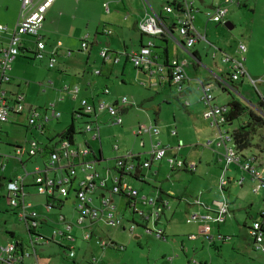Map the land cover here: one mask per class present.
Here are the masks:
<instances>
[{"label":"rangeland","instance_id":"1","mask_svg":"<svg viewBox=\"0 0 264 264\" xmlns=\"http://www.w3.org/2000/svg\"><path fill=\"white\" fill-rule=\"evenodd\" d=\"M150 1L161 10L168 3L173 2V0ZM188 1L196 3L204 14L214 12V9L205 7L206 4L212 3L214 0H203L205 4L201 0ZM217 2L219 3V0H216L214 5ZM143 4L144 0H59L46 16L45 30L50 27L52 29L48 37L51 40L50 44H56L61 41L66 48L72 50L75 54L70 60V62H73L72 65L66 64L67 78L72 80L71 77L80 69L79 66L82 64L85 65L87 62V55L83 52L80 53V51L82 49V41L86 40L88 34L90 42L92 43L97 31L101 32L106 27L109 29L108 31H113L110 46L120 48L125 43L129 51L135 50L139 44L140 33L134 29V25L136 20L140 18L139 14L144 10ZM21 5L20 0H0V20H3L4 15L19 14ZM230 9L231 13L228 14L229 17L227 20H232L231 23L235 26L234 29L228 30L225 23L219 25L210 22L207 29L210 41H207L209 43L201 42V46L205 47L206 50L202 54L203 60L206 63L214 61L213 50L210 46L212 42L218 41V45L220 46L231 47L230 50L232 52L236 50L239 43L244 42L248 48L245 66L253 78H262L263 83L257 89L248 81L244 80L241 91L244 95L243 103L245 106L257 110L258 103L264 101V0H249L248 7H230ZM60 12L64 15L63 17L59 16ZM164 14L166 15L165 12ZM50 15H53V18H50ZM0 22L6 23L7 21ZM155 42L160 45L156 49V52L163 55L165 46L159 40H155ZM170 45L174 46L176 43L171 40ZM201 46L199 47L201 48ZM93 49L94 53L91 60H98V66L100 67L102 65L103 67V60L100 59V61L98 59V53L101 50L100 47L96 45ZM28 58L19 56L13 65L15 78L19 83L24 85L23 93L27 96L25 101L26 108L28 110L31 107L36 108L39 109L40 113L44 114L47 108L56 104V109L62 114V118L60 120H51L47 124L45 135H42L35 128L29 127L27 116L19 118L15 124L13 122L12 124H6L0 142V154L2 156L13 157L18 145L26 146L27 142L32 139H37L42 144H46L58 132H65L73 124L72 118L74 111L72 106L70 107L69 102H60L58 104L54 100V94H56L57 89L61 90L68 84L64 83L57 85V87L51 85L55 81L59 84L58 78H64V76H61L63 74L60 75L57 72L63 65L61 64L60 66L58 63L56 70H50L47 60L35 61L33 58ZM125 61L126 57L123 56L122 64L120 65L121 68L113 73L110 86L115 94L124 95L133 101L136 98L140 107L130 109V112L123 117L124 124L122 127L114 126L110 117L106 121H100L102 123L100 125L101 140L104 144L107 157L113 155L110 147L118 145L121 149L133 150L136 154H143L142 161L150 159L151 155L148 152L151 151L152 142L157 143V141H151L149 133L141 137H136V129L142 126L149 127L151 124L155 125L156 121L160 125H163L165 129L168 127L172 128L175 124V118L179 140H182L186 147L183 154H190L193 160L199 162L203 158V152L206 153V160L203 159L202 163L211 161L209 165L213 169V175L211 177L204 176L201 171L196 173L183 172L185 175L174 176L171 178L173 180L169 181H173L177 185L182 183L189 186V190L193 194L191 198L198 197L202 192L203 194L206 193L208 196H211L212 200H220L221 195L219 181L217 179L219 177L217 171L218 159H215L211 152H205L206 150L203 148L208 142L216 140L217 134L211 127V123L204 119V112L203 115L199 114L193 117L188 111L189 109L184 106L187 97H181L176 90L170 93L159 94L155 90L141 88L139 86L140 84L134 79L135 69L132 65H130V68L126 71V75L124 74L125 77H123L122 68ZM61 63H64V61H61ZM110 69L111 67H108L104 71L107 76ZM123 78L126 80V84L124 85L122 84ZM26 83L30 85L27 90ZM52 89H55V91ZM214 95L220 105L233 98H239L238 95L222 91H215ZM168 96L171 97H169L170 100ZM159 116L160 119L158 118ZM86 120L88 119L78 120L76 122L77 129L83 128ZM243 121H245V117L235 121L233 125L228 126L225 130L232 133L238 129ZM104 123L109 124L104 125ZM93 136V133H87L86 135L78 134L76 144L78 147H83L87 142L98 145L99 141H94L92 139ZM263 137L264 128L259 130L258 135L254 139V145L257 146L260 144L264 147ZM168 140L174 143L173 139L170 138ZM161 141H166L164 135H162ZM143 142L145 147L142 146ZM251 151H256V148L251 149ZM43 158V156H39L31 161L25 156L24 163L26 164V169L19 164L16 168L17 173L33 174L36 172L37 167H40L41 171H44ZM112 158L110 157V159ZM15 163L14 159H11L7 163L8 169L4 173L7 178L10 177L11 172L14 170ZM159 165L167 167L169 174L173 172L166 162H160L155 163L152 171L147 170L148 173L152 172L150 174L152 183H144L137 179L129 180V184L137 189L142 197L148 196L149 199L155 197L157 193L156 185L163 184V174L159 181H156L153 177ZM99 171H102V168H99ZM175 171L182 172L179 170ZM84 176L85 174L82 169H79L77 177L80 179ZM228 176L233 180L240 179L242 178V173L237 172L235 168H231ZM166 177L168 176L166 175ZM7 183V180H5L0 190V244L22 240L28 245L30 243V237L25 226L20 222L18 214L9 211V207L6 204L5 196L7 190L5 185ZM29 192L30 196L28 201L35 206V209L39 213L47 218V223L40 229V232L44 235L52 237L54 230L64 228L58 223L61 215L65 216L69 222L76 223L78 221V214L75 209L77 198L74 192L71 194V198L65 201L61 209L54 210L46 207L47 198L38 195L36 188H29ZM226 196L231 203L232 217L224 225H211L209 228L213 232V235H217L215 232L220 227L223 236L227 239L230 238L227 243L219 240H217L216 244L205 243V245H203L202 241L190 242L188 240L189 235L197 233L199 226L189 225L187 223L193 212L184 202L179 203L175 200L172 201L173 209L168 210L166 218L162 217L161 225L159 226L155 225L153 219L146 221L141 218L131 208H126L125 211L123 209L121 213L124 214L122 216H124L126 221L130 220L132 222L133 219L135 220L133 222H135L137 228L133 234L129 229L123 231L122 229L101 224V230L103 231V233H100L101 236L107 240H113L121 249L115 246L104 250L97 246L95 242H83L81 240L82 232L76 227L74 233L79 238L76 244L77 261L70 259L65 249L61 248L55 242H52L44 250L40 249V262L42 264H93V260H97V264H195L196 262H202L203 264L205 262L206 264H264V254L255 251L248 232L251 224L255 220L260 219V211L264 209V191L257 195L253 192V185L248 181H246L242 189L240 186L231 182ZM118 200L120 201V199ZM188 211L191 213L189 214ZM126 225L127 227L129 226L127 223ZM164 225L167 228V241H160L156 239V236L146 233V228L151 232H157ZM200 231H203V229ZM11 232L15 233L16 237H12ZM215 245L218 249H216ZM171 258H174L173 262L170 261ZM0 264L3 263L0 262ZM26 264H31V260L27 261Z\"/></svg>","mask_w":264,"mask_h":264},{"label":"built area","instance_id":"2","mask_svg":"<svg viewBox=\"0 0 264 264\" xmlns=\"http://www.w3.org/2000/svg\"><path fill=\"white\" fill-rule=\"evenodd\" d=\"M20 1L22 6L15 27L10 28L7 25H0V142L6 124H12V122L15 124L23 116H27L29 127L40 131L42 135L45 134L47 124L51 120H60L62 116L57 111L55 104L47 108L44 114L40 113L39 109L32 107L28 110L25 105V95L8 90V87L12 83L10 75L12 64L17 57L30 54L29 57L35 61L47 60L50 70H56L59 63L58 56L61 45L53 51H48L46 42L41 35L46 14L56 0H42L41 2H38V0ZM239 4L240 0H223L221 5L217 2L214 12L207 15L209 22L219 25L224 24L229 14L230 6ZM196 12L197 9L194 3L188 0L174 1L168 3L161 14H148L139 22V31L149 37V41L139 51L123 54L127 56L135 69L151 76V78L158 79L154 86H161V81H165V84H169V86L175 88L178 94H184L185 86L191 81L186 70L188 62L172 59L164 64L160 63L159 56L156 53L157 43L155 40L157 38L167 41L173 40L177 46L186 51H191L197 43L206 40V37L199 34L195 28ZM167 15L175 19L171 27H168L166 23L167 18H164ZM111 34L110 31H106V35L110 36ZM31 45H33V48ZM88 49V42L84 40L82 50L88 51ZM238 50L244 56L248 52L244 44H240ZM217 54L218 49H215L213 53L214 60L217 58ZM100 56L105 62L118 63L120 55L113 56L108 49H103ZM245 61V57L242 60H236L227 55L223 57V63L230 65L229 80L227 82L222 80L225 88H231L235 84L243 83L244 80L257 89L263 83L262 78L256 79L249 74L244 64ZM95 74L100 75L101 71L97 70ZM68 89L66 87L62 92ZM198 90L201 92V102L205 108L204 117L212 121V126L219 130L217 146L224 149L222 155L224 164L222 175L219 179V191L222 198L221 200L214 201L211 205L203 204L198 198L195 201L196 205L205 207L209 211V215L201 217L194 215L189 219L188 223L204 220L205 222L220 225L224 224L231 217V208L226 196L230 183L233 182L235 185L243 188L246 183L245 173L250 177L253 192L259 195L264 191V166L259 160L254 158L249 159L247 162L241 159L234 145L233 134L223 129L226 123L225 113L227 106H220L216 103V98L210 85H206L201 81L198 83ZM79 91L78 88L72 91L75 98H77ZM109 93L110 90L107 88L100 92L102 96ZM97 99H82L78 110L73 114L76 122L88 119L83 128L77 129L76 126V130L85 135L93 133L94 141L101 139L100 118L105 114L109 115L114 126H122V110L128 106L127 98H123L122 105L119 106ZM186 106H189L188 102ZM143 133L151 134L152 129H140L138 132L139 135ZM173 135H176V133L174 132ZM74 145L72 146L67 140H63L46 149L45 144H42L37 139H32L27 142L26 146L18 145L13 157L2 156L0 154V176H4V173L7 172V163L11 159H14L16 162L15 169L11 172L10 177L6 179L8 182L5 185L7 190L5 196L6 204L9 207V211L18 214L20 222L25 226L30 237L28 245L22 240L0 244L1 263L26 264L27 261L31 260V264H42L39 258L40 249L44 250L52 242H55L60 247L64 245L67 256L75 260L77 253L74 245L78 242V238L74 233L76 227L82 232L81 240L83 242H95L97 246L104 250L116 246L113 240H107L99 236L98 233L101 230V224L113 228H122L124 220L115 216L116 207L109 199L101 200L99 207L92 206L93 196L109 187V178L108 176L105 178L101 177L96 169V162L94 160L86 161L92 154L86 144L83 147H78L77 144ZM116 150H118L117 147ZM150 155L151 158L142 165L144 169H150L153 163L160 162H166L173 171L179 170L195 173L198 168L196 162L170 155L168 149L162 148L159 145L152 147ZM25 156L31 161L39 156H43L44 171H41V168L37 167L36 172L33 174H18L16 168L19 164L24 168L26 167L24 163ZM138 161L139 157L133 151L126 152L116 160L115 169L123 175H137L140 169ZM63 167H68L66 172L70 175L61 174L62 172L64 173ZM231 168H235L237 172H241L242 178L235 180L230 178L228 175ZM79 169H82L85 174L84 178L80 181L76 178ZM32 187L36 188L38 195L47 198L46 207L50 210L58 209L61 202L65 204V201L74 192L77 198L75 208L78 214V221L76 223L69 222L65 216L61 215L58 223L64 227L63 229L54 230L52 237L41 233L40 229L47 223V218L39 213L35 209V206L28 201L30 196L29 188ZM109 191L112 195H121L130 199L128 202L129 208L133 209L134 213H138L144 219H148L149 215H146L137 207L138 190L128 184L122 183L118 178L113 182ZM62 198L64 199L62 200ZM143 200L147 204L145 199ZM158 201L159 198L153 199L150 203L155 206ZM163 212L162 206H155L154 216L157 220ZM135 229L136 226H132L130 232L133 234ZM248 230L253 242V248L255 251L264 254V209L260 211V219L255 220ZM146 233L158 238L162 236V231L160 230L151 232L146 229ZM202 235L208 241H211V237L205 231H202ZM199 237V235H192L189 237V240L197 241ZM97 263V260H93V264ZM195 264L201 263L196 262Z\"/></svg>","mask_w":264,"mask_h":264},{"label":"crops","instance_id":"3","mask_svg":"<svg viewBox=\"0 0 264 264\" xmlns=\"http://www.w3.org/2000/svg\"><path fill=\"white\" fill-rule=\"evenodd\" d=\"M41 1L42 0H38V2H41ZM58 1L59 0L55 1V3L52 5V7L48 10L47 14L50 12V10L53 7H55V5ZM174 1H181V0H173V2ZM201 2H203V4H205V2L203 0H201ZM214 2L206 4L205 7L210 8V9H214V7L216 5V4L214 5ZM222 3H223V0H219V5H221ZM248 3H249V0H240L239 5H232L230 7L231 8L232 7L245 8V7H248ZM143 5H144V10L142 13L139 14L140 18H138L136 20L135 25H134V29L140 33L138 47L135 48V50H133V51H129L128 46L125 43H123L120 48H115V47L110 46L113 31L110 30V32L112 33L110 36L106 35V31L109 30L106 27L101 32L97 31V33L95 34V36L93 38L92 43L90 42L89 34H88L86 41L88 42L89 49H88V51H83L82 49L80 51V53L83 52V53H85V55H87V57H88L87 62L85 63V65L82 64L79 66L80 69L77 70L75 72V75L71 77L72 80H69L70 78H67V73H66L67 65L66 64L72 65L73 62H70V60L73 58V56L75 54L72 50L66 48L64 46L63 42H61V41L57 42L56 44H50L51 40L48 37L50 35L49 33L52 32V29L50 27V28H46V30H45V23H44L43 30L41 31V35H42L44 41L46 42L47 50L53 51L61 45V47L59 48L58 60H59L60 66H61V64L63 66H62V68H59L57 70V72H59L60 75L63 74L61 76H64V78L63 79L58 78L59 84H57V82L55 81L54 82L55 84L52 82L51 85L57 87V85H62L64 83H67L68 85H66V87L69 88L65 92H62V90L64 91V89L66 87L62 88L61 90L57 89L56 94H54L55 102L60 104V102H67L68 101L70 107L72 106L73 111L75 112L76 110H78L79 103L82 99L98 98L100 100H104L105 102H107L111 105L119 106V105H122V99L127 98L128 99V106H126L122 110V118L130 112V109H132V108L137 109L140 107L139 106L140 104L136 98H134V101H133L124 95L121 96L120 94L113 93V90H112V87L110 86V83H111V78H112L113 73L121 68L120 65L122 64V57L125 56L123 53L130 54L132 52H137L144 45H146L149 41V37L143 35L139 31V29H138L139 22L142 19H144L145 16H147L148 14H154V13L155 14H161L163 11V9L162 10L158 9L150 0H144ZM194 5H195V8L197 9V12L195 14V22H194L195 28L199 34L206 37V40L201 41V42L205 43L207 41H210L209 36H208V32H207V29H208V26L210 23L208 18H207L208 14L202 13L201 8L198 7L196 5V3H194ZM8 11H9V8H8ZM20 11H21V7L19 10V14L15 13V15H4L2 18L3 20H0V21H7V22L6 23L0 22V25H7L10 28L15 27V25L19 19ZM230 13H231V9L229 10V14ZM47 14H46V16H47ZM59 16L63 17L64 15L62 14V12H60ZM163 16H165V15H163ZM51 17L53 18V15H50V18ZM228 17H229V15H227V17H226L225 24L230 23L234 29L235 26L231 23L232 20H227ZM164 18H167L166 23H167L168 27L173 26V23L175 21V19L173 17L167 15ZM45 22H46V20H45ZM83 41H82V43H83ZM170 41L171 40L167 41V44L164 45L165 46L164 49L165 48L167 49L166 55H165V53H163V55L160 54L159 52H156V53L159 56V62L162 64H164V63H166L172 59H178L181 61L188 62V66H187L186 70H187V73H188L191 81L189 84H187L185 86V92L183 95H181V97H187V101L184 103V106L187 109H189L188 111L192 114L193 117L196 115H199V114L203 115V112L205 111V108L201 102V92L198 90V83L201 81L203 83H205L206 85H210L212 87L213 94L215 93V91H219V92L222 91V92H227L230 94H235V95H238L239 98H233L232 100H237V101L239 100L243 103L244 95L241 92L242 88H243L242 87L243 83L235 84L234 85L235 88L234 87H231V88L226 87L228 89L227 91L224 89L225 84L223 83V81L227 82L229 80V71H230V65L223 63V57L225 55L230 56L231 58L236 59V60H242L245 57V59L247 61L246 56L242 55L238 50V48L242 42L237 45L236 50L233 52H232V50H230L231 47L228 48L226 46L225 47L220 46V45H218L219 44L218 41L212 42V44H210V46L213 50V53H214L215 49H218L217 58L215 60L213 59L214 61L206 63L205 60H203V55H202L203 52H206V50H205V47L201 46V42L197 43L196 46L191 51H186L179 46H176V45L171 46ZM207 43H209V42H207ZM242 44H244V42ZM96 45L98 47H100V49H101L98 53V59L99 60L102 59L100 56L101 51L103 49H108L112 53L113 56H116L117 54L120 55L119 56V62L113 63V62L102 61L103 67H102V65L99 67L98 63H97L98 60H94V61L91 60L93 53H94L93 48ZM159 46L160 45L157 44V48ZM199 46H201V48ZM69 53H70V55H69ZM207 55H208V53H207ZM22 56L24 58H28L30 56V54H26V55H22ZM125 57H126V61H125L124 66L122 68V75H124V74L126 75V71L130 68V65H132V63L128 60L127 56H125ZM218 57H219V59H218ZM28 59H30V57ZM61 61H64V63H61ZM15 62H16V60L14 61V63ZM14 63L12 64V70L10 72V75L12 77V83L8 87V90L12 91L13 93L24 94L23 93V90H24L23 86L24 85H22V83L18 82V80L15 78L14 73H13ZM108 67H111V69H110L108 76H107L106 73H104V71ZM134 69H135V67H134ZM97 70L101 71L100 75L95 74V72ZM134 71H135L134 79L140 84L139 86L145 90H146V88L150 89L152 91L155 90L159 94L170 93V92L175 90V88L169 86V84H165V81H161V84H162L161 86H154L156 84V82L158 81V79L151 78V76H149V75H147L141 71H138L137 69H135ZM65 75H66V77H65ZM125 75L123 77H125ZM125 81H126L125 78H123V80H122L123 85L126 84ZM26 86H27L26 87V90H27L30 86L29 83H26ZM75 88H78L80 90L77 98L74 97L73 92H72ZM106 88L110 90V93L102 96L100 94V92ZM52 90L55 91V89H52ZM49 92H51V91H49ZM99 95H101V96L98 97ZM241 96H243V97L240 98ZM169 97L170 96H168V99H169ZM215 98H216V96H215ZM26 99H27V96L25 95V101H26ZM232 100L220 105V104H218L217 99H216V103L220 106H228V104ZM187 102L189 103V106H186ZM193 102H194V104H193ZM193 107H194V109H192ZM74 112H73V114H74ZM108 117H110V116L105 114L100 118V121L101 120L106 121V119ZM61 118H62V116H61ZM158 118L160 119V116ZM204 119L211 123V127L215 130V133L217 134V139L214 141L208 142L207 145H205L203 148L206 150L205 152H211L212 156H214L215 159L216 158L218 159L217 171H218L219 177L217 179L219 181V179L222 175V168H223V157H222V155H223L224 149L219 148L217 146L219 130L212 126V121L207 120L205 117H204ZM174 121H175V124L172 126V128L168 127L169 130H168V128L165 129L163 127V125H160V123L158 121H156L155 125L151 124V126H149V127H146V126L138 127L135 131V135H136V137H141L142 135H144L146 133L139 135L138 132L140 131V129H145V128L150 129L151 128L152 133L149 134L151 137L150 139H151V141H154V140L157 141V143L152 142L151 149L154 145H159L162 148L168 149L170 151V155L183 157L184 159H186L188 161H194L198 165L196 172L201 171L204 176L207 175V176L211 177V175H213L212 174L213 169L209 165L211 161H206L208 163H206V162L202 163L203 159L206 160V153L203 152V158L199 162H197L196 160H193L190 154H183V151L186 149V147L183 144V141L179 140V133H178L175 118H174ZM101 124L102 123H100V125ZM108 124L109 123H104V125H108ZM123 124H124V120H123ZM46 130H45V132H46ZM174 132L176 133V135H173ZM62 133H64V132L63 131L58 132L54 137H52V139L55 138L56 136L62 134ZM100 133H101V130H100ZM162 135H164V138L166 140L165 142L161 141ZM167 138L173 139L174 143H171V141L168 140ZM85 144L86 145L88 144V147L90 148L91 152L94 153V155L100 161L98 163V161L96 160L97 161L96 162V165H97L96 169L100 173L101 177H107L108 176V178H109V187L105 190L99 191L95 196H93L92 206L99 207L101 204V200L109 199L113 203V205L116 207L115 212H114L115 216L118 218H122L124 220V226L122 228H117V229H122L123 231H127V229L130 230V228L132 226H136V228H137V225L135 224V222H133V221H135L134 219L132 222L130 220L126 221L124 216H122L124 214L121 213L123 211V209L125 211L126 208H129L128 202L130 201V199H128L124 196H121V195H112L111 192L109 191L113 185V182L118 178L120 179V181L122 183L128 184L129 186L134 188L131 184H129V180L130 179L134 180L135 175L134 176L123 175L115 169L116 160L118 158H120L121 156H123L126 152H129V150L128 149H125V150L121 149L118 145H115L113 147L111 146L110 147L111 153H113V155L110 157H113V158L110 159V157H107V153L104 150V144H103L101 139H99L98 145L92 144L90 142H87ZM142 146L145 147L144 142H143ZM116 147L118 148V150H116ZM179 148H180V150H179ZM133 152L135 153V151H133ZM150 152H148V153H150ZM136 155H138V157H139L138 164H139L140 169H139V172L137 174L139 177V180L143 181L144 183H148V184L152 183V181L150 180V176H151L150 174H152V172L148 173L147 170L152 171L154 166H155V163L152 164L150 169H144L142 167L143 163L145 162V161H142V159H143L142 155L143 154H136ZM215 159H214V161H215ZM104 164H106V165L104 166ZM99 168H102V171H99ZM183 172L184 171H182V172L173 171L169 174L167 167H163L162 165H159V166H157V171L155 174H153V177L156 179V181H159L161 179L160 178L161 175L163 174L164 182L162 185L161 184L156 185V187H157L156 188L157 189L156 196L151 197L149 199L148 196L142 197L140 192L138 191L139 192V198L136 199L137 207H138V209H140V208L142 209V210L140 209V211L144 212L146 215H149L148 219H145L146 221H150L153 219L155 221L156 226L161 225L162 217H164V218L167 217L168 210L173 209L172 208V201H175V200L178 201L179 203L184 202L189 207V209L193 212V214L190 215L189 219L191 217H193L194 215H198L200 217L209 215V211H207L205 209V207H203V206L196 205L195 201L199 198L203 204L211 205L214 201H217L218 199L212 200L211 196H208L206 193L203 194L202 192L199 194L198 197L191 198V195H193V194L190 192L189 186H187L186 184H182V183H179V185H177V183H175L173 181H169V180H173L171 178H173L174 176L177 177L178 175H185L184 173H186V172H184V173ZM166 175L168 177H166ZM201 194H202V196H201ZM220 195H221V193H220ZM157 198H159V201H158V203L155 204V206H162L164 209L163 214L161 215V217L158 220L154 216L155 206L151 205V203H150L153 199L156 200ZM221 198H222V195H221ZM118 199H120V201ZM143 199H145L147 204L144 203ZM227 200H228V197H227ZM228 202H229V200H228ZM229 204H230V208H231V203L229 202ZM118 205H120V206H118ZM146 212H148V213H146ZM188 213L190 214L191 212L188 211ZM231 217H232V210H231ZM141 218H143V217H141ZM189 219H188V221H189ZM228 220L224 224H226L228 222ZM126 223L129 224V226H128L129 228L127 227ZM188 224L199 226L197 233H193V234L189 235V237L192 235H199L200 236L199 239L197 241H190L189 237H188V240L190 242L202 241L203 245H205V243L216 244L217 240H219V241L223 240L222 242H224V243H227V241H228V239L223 236L220 227H218V230L215 232V234H217V235H213V232L209 228V226L211 227V225H219V224H215V223H211V222H205L204 220H198V221H195L193 223H188ZM224 224H220L219 226L224 225ZM201 229H203V231H205V233H207L208 236L211 237V241H208L202 235V231H200ZM158 230L162 231V236L159 238L156 237V239H158L160 241H167V239H168L167 235L168 234H167L166 226L165 225H164V227L161 226ZM135 231H136V229H135ZM100 233H103V231L100 230V232L98 233L99 236H101ZM217 237H218V239H217ZM221 238H222V240H221ZM224 239H227V240H224ZM117 247L121 249L120 246H117ZM215 247H216V245H215ZM216 249H218V247H216ZM170 261L173 262L174 258H171ZM200 263L203 264L202 262H200ZM204 264H206V262Z\"/></svg>","mask_w":264,"mask_h":264},{"label":"trees","instance_id":"4","mask_svg":"<svg viewBox=\"0 0 264 264\" xmlns=\"http://www.w3.org/2000/svg\"><path fill=\"white\" fill-rule=\"evenodd\" d=\"M175 6H177V4H175ZM156 40H159L163 45L167 44V40H165V39H158L157 38ZM31 47L33 48V45H31ZM164 53L166 55V53H167L166 48H165ZM233 87L235 88V86H233ZM224 89L226 91L228 90L226 88H224ZM257 106L258 107L256 110V109H253L251 107L245 106L244 103H242L239 100L238 101L232 100L226 108L227 109V111L225 113L226 123H225V126L223 127V129L225 130L228 126L233 125V123L235 121H238L242 117H245V121H243L239 125L238 129H236L234 132H232V134L234 136V141H235L234 145H235L236 149L238 150V152L241 156V159H243L244 162H247V161H249V159L254 158V159L259 160L260 163L264 166V147H263V145H260V144L257 146L254 145V139L258 135L259 130L264 128V101H260ZM72 119H73V122H72L73 124H71V126H69L64 133L56 136L53 139L50 138V140H48V143L45 144L46 149H48L50 146H54L56 143H59L60 141H63V140H67L72 146H75L74 144H76L75 143L76 137L78 136V134L79 135H83V134L79 133V131L76 130V125H75L76 121H75L74 115H73ZM262 139H263V143H264V137ZM87 146H88V144H87ZM253 148H256V151L252 152L251 149H253ZM87 160H89V161L94 160L95 162L98 161V163L100 162L97 159V157L94 155V153H92L90 155V157L86 159V161ZM15 166L16 165H14V169H15ZM67 168L68 167H63V169L61 168L62 170H64V173L62 172L61 174L70 175L68 172H66ZM244 177H245V182L248 181L249 183H251L250 177L247 176L245 173H244ZM76 178L78 181H80L84 177L79 179L76 175ZM134 178L139 180L138 175H135ZM6 179H8V178H6V176H0V190H1V187L3 186V183ZM70 198H71V195L69 196V198L67 200H69ZM63 206H64V204H63V202H61L59 204L58 209H61V207H63ZM10 234L12 237H16L15 233L11 232ZM78 240H79V238H78ZM74 247H75V250L77 253L76 245H74ZM61 248L64 249V245ZM74 261H77V257Z\"/></svg>","mask_w":264,"mask_h":264},{"label":"water","instance_id":"5","mask_svg":"<svg viewBox=\"0 0 264 264\" xmlns=\"http://www.w3.org/2000/svg\"><path fill=\"white\" fill-rule=\"evenodd\" d=\"M225 26H226V28L228 30H232L233 29V27H232V25L230 23H226Z\"/></svg>","mask_w":264,"mask_h":264}]
</instances>
